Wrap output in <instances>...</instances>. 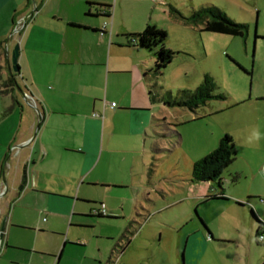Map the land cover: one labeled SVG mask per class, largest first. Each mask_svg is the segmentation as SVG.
<instances>
[{
  "label": "rangeland",
  "instance_id": "374dc122",
  "mask_svg": "<svg viewBox=\"0 0 264 264\" xmlns=\"http://www.w3.org/2000/svg\"><path fill=\"white\" fill-rule=\"evenodd\" d=\"M19 1H10L7 13ZM93 2L111 5L113 17L108 20L117 29L141 32L147 24H155L166 30L165 46L175 56L159 79L160 96L179 99V91L195 90L209 74L217 84L215 94L224 98H213L194 110L162 106L163 111L157 112L171 125L164 123L165 150L151 161L150 185L91 189L84 199L105 203L113 218L89 216L94 204L83 203L69 223L42 214V225L48 228L53 221L54 229L18 228L13 250L17 264H28L31 255L33 264H48L50 259L54 264L59 255L65 264H263L264 241L259 236L264 232L257 234L260 224L255 221L254 225L249 204L264 220L260 201L264 197V0ZM205 5L247 24L248 35L204 31L203 25L186 23L170 12L174 7L189 16ZM226 133L234 137L236 151L235 161L222 174L229 199L197 205L191 195L201 184L191 181L193 163L213 151ZM148 146L150 151L151 143ZM124 197L127 200L120 209ZM201 215L210 219L213 238L198 237L196 247L191 245L186 252V235L195 226L204 228ZM61 234L67 243L60 242ZM77 240L83 245L75 246Z\"/></svg>",
  "mask_w": 264,
  "mask_h": 264
},
{
  "label": "crops",
  "instance_id": "0c3cea01",
  "mask_svg": "<svg viewBox=\"0 0 264 264\" xmlns=\"http://www.w3.org/2000/svg\"><path fill=\"white\" fill-rule=\"evenodd\" d=\"M10 1L0 0V193L6 190L3 175L8 184L0 198V227L7 219L0 264L18 263L13 253L18 228L54 229L53 221L69 223L83 203L94 204L89 207L94 216L99 203L84 199L91 189L149 186L151 161L165 150L164 125H171L157 112L166 104L159 103V80L150 72L153 53L128 41L124 34L133 32L115 28L108 20L112 13L102 15L106 10L88 4L109 0H20L7 13ZM30 13L16 35L15 26ZM17 43L20 69L12 76L9 60ZM10 77L14 84L7 88L3 83ZM24 169L27 183L19 190ZM198 183L191 195L197 205L229 199L223 185ZM221 192L223 197L207 198ZM249 205L254 225L260 224L257 234L264 232L260 212ZM44 213L53 219L48 228L42 225ZM200 219L204 228L195 226L186 235V252L198 237L213 238L210 219ZM62 241L69 240L61 234ZM54 264L65 263L59 255Z\"/></svg>",
  "mask_w": 264,
  "mask_h": 264
},
{
  "label": "trees",
  "instance_id": "16d2710c",
  "mask_svg": "<svg viewBox=\"0 0 264 264\" xmlns=\"http://www.w3.org/2000/svg\"><path fill=\"white\" fill-rule=\"evenodd\" d=\"M88 4L90 6H97V9H100L101 11L106 10L101 13L102 15L111 16L110 4L91 2ZM170 12L179 15L186 23L192 25H203L201 30L204 31L229 34L243 38H245L249 32V26L247 24L234 21L227 16L226 13L214 5L202 6L200 9L193 11L189 16H184L174 7H171ZM124 36L128 39V41L135 42L133 44L143 47L153 53L155 62L153 67L150 69V72L153 75L154 80L158 81L164 74V69L175 56V51L170 48H166L165 46V40L167 38L166 30L155 24H147L143 31L126 33ZM256 37L258 36L256 35ZM14 75L15 73H12V76ZM13 84L12 77H10L9 81L3 83V85L7 88L9 86H13ZM158 86L161 87L160 85H157V87ZM216 89L217 84L214 78L209 74H205L202 82L195 90L184 89L179 91V99H173L170 95L168 98L166 96H161L159 100H165V104L169 106L187 107L194 110L200 106L206 105L208 101L213 98H224V95L221 93L215 94ZM3 91H7V89H4ZM178 136L180 135L178 134ZM235 159L236 151L234 137L231 134L226 133L221 137L218 146L213 151L193 163L191 181H210L222 188V174L224 170L235 161ZM236 178L237 175L234 176L233 180L235 181ZM223 196L224 194L221 192L220 194L208 195L207 198ZM102 203H99V207L94 209L93 215L96 217L112 218V216H108L107 213H102Z\"/></svg>",
  "mask_w": 264,
  "mask_h": 264
},
{
  "label": "water",
  "instance_id": "95a60500",
  "mask_svg": "<svg viewBox=\"0 0 264 264\" xmlns=\"http://www.w3.org/2000/svg\"><path fill=\"white\" fill-rule=\"evenodd\" d=\"M31 13L29 15H27L23 19L24 26L26 25L27 19L31 15ZM19 56H20V44L17 43L15 45V47L13 48V50H12L11 57H10V60H9V70H10V73L19 72V69H20L19 68V63H18ZM17 86H18V89L22 92V94L24 96H26V93L24 91H22V89L19 87L18 84H17ZM35 109L40 114L39 109L38 108H35ZM40 120H42V119H40ZM17 148H20V146H18ZM3 180H4L5 185H6V190H4L2 193H0V198L6 194L7 188H8L7 180H6V177L4 175H3ZM26 183H27V174H26V170L24 169L23 170V179H22V183H21V185L19 187V190H22L24 188V186L26 185ZM6 223H7V219L5 218V219H3L2 223H1V227H0V242L3 239L4 231L6 229Z\"/></svg>",
  "mask_w": 264,
  "mask_h": 264
},
{
  "label": "built area",
  "instance_id": "2783aa9c",
  "mask_svg": "<svg viewBox=\"0 0 264 264\" xmlns=\"http://www.w3.org/2000/svg\"><path fill=\"white\" fill-rule=\"evenodd\" d=\"M23 26H24V21H23V19H22V20H20V21L18 22V24L15 26L14 32H15V33H18V32L23 28ZM111 106H112V107H115V106H116V103H115V102H112V103H111ZM262 200L264 201V198H263ZM101 211H102V213H106V205H105V203H102V204H101ZM261 221H262V223L264 224V220L262 219ZM259 240L263 241V240H264V235H260V236H259Z\"/></svg>",
  "mask_w": 264,
  "mask_h": 264
}]
</instances>
